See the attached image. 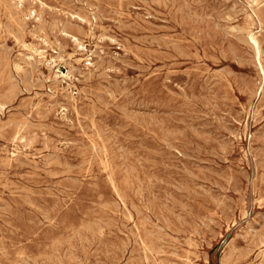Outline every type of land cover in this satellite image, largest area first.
I'll use <instances>...</instances> for the list:
<instances>
[{
  "label": "rangeland",
  "instance_id": "374dc122",
  "mask_svg": "<svg viewBox=\"0 0 264 264\" xmlns=\"http://www.w3.org/2000/svg\"><path fill=\"white\" fill-rule=\"evenodd\" d=\"M13 3L0 264H264V0Z\"/></svg>",
  "mask_w": 264,
  "mask_h": 264
},
{
  "label": "bare ground",
  "instance_id": "6f19581e",
  "mask_svg": "<svg viewBox=\"0 0 264 264\" xmlns=\"http://www.w3.org/2000/svg\"><path fill=\"white\" fill-rule=\"evenodd\" d=\"M16 1L17 3H13L14 5L16 6H20L21 3H23L24 0H14ZM248 3H249V6L251 8V11H252V14L254 17L257 18L259 24L261 23V20H260V17L256 11V6H258V3L261 1V0H246ZM12 4V5H13ZM246 16V15H245ZM249 18H253L252 15H248ZM250 20V19H249ZM251 23V22H250ZM252 25V23H251ZM19 30V29H18ZM241 30V29H240ZM243 30V29H242ZM247 36V35H246ZM248 37H249V40H250V45L252 47V49L254 50V52L256 53L257 55V62H258V67H259V70L261 72V74L263 75V81H264V66L262 64V62L260 61V52H261V45H260V40L259 38L257 37V35L251 30V29H248ZM250 47V48H251ZM28 51V50H27ZM39 53V52H38ZM28 58V57H27ZM66 77V76H65Z\"/></svg>",
  "mask_w": 264,
  "mask_h": 264
}]
</instances>
